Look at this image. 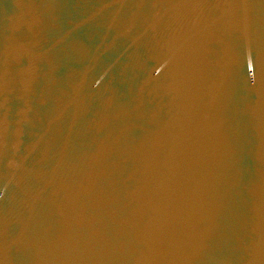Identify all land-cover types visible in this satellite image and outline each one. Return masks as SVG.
I'll list each match as a JSON object with an SVG mask.
<instances>
[{
    "label": "water",
    "instance_id": "obj_1",
    "mask_svg": "<svg viewBox=\"0 0 264 264\" xmlns=\"http://www.w3.org/2000/svg\"><path fill=\"white\" fill-rule=\"evenodd\" d=\"M0 264H264V0H0Z\"/></svg>",
    "mask_w": 264,
    "mask_h": 264
}]
</instances>
